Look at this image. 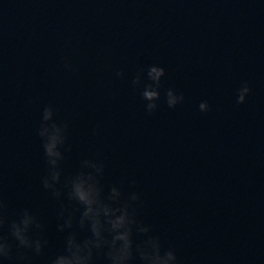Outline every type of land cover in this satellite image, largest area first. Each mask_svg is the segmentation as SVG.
<instances>
[{"label":"water","instance_id":"1","mask_svg":"<svg viewBox=\"0 0 264 264\" xmlns=\"http://www.w3.org/2000/svg\"><path fill=\"white\" fill-rule=\"evenodd\" d=\"M154 64L166 70L158 86L148 75ZM244 82L251 92L238 104ZM149 85L160 92L153 113L143 97ZM169 88L185 96L175 108ZM202 101L209 111H200ZM49 105L68 125L62 181L85 159L101 162L106 192L116 184L140 193L138 219L180 264H264L261 0H0L5 264H51L65 251L58 224L69 201L43 185L39 128ZM25 208L45 225L42 253L11 237Z\"/></svg>","mask_w":264,"mask_h":264},{"label":"clouds","instance_id":"2","mask_svg":"<svg viewBox=\"0 0 264 264\" xmlns=\"http://www.w3.org/2000/svg\"><path fill=\"white\" fill-rule=\"evenodd\" d=\"M261 2L264 3V0ZM66 66L72 67L67 62ZM165 74V68L158 64L152 65L148 73L157 86ZM117 75L123 77L124 73L121 71ZM134 83H139V77ZM250 92L249 84L244 82L238 89L237 103L244 104ZM143 97L147 101L145 107L148 113L159 108L160 92L157 88L149 85ZM184 100L183 93H178L175 88L168 89L166 102L170 108H175ZM209 107L207 101L199 104L201 112L209 111ZM55 115L53 106L45 107L39 128L48 165L43 185L57 199L63 198L66 192L69 205L62 202L59 215L63 222L58 224L60 232H67L65 251L55 256L51 264H97L99 257H103L106 264H180L176 250L171 247L164 249L160 236L154 234L152 226L138 219L139 206L143 203L140 193L133 191L125 195L122 187L116 184L106 192L102 183L103 163L85 159L78 172L62 181L61 161L65 157L61 148L66 141L68 125L57 123ZM3 207V201H0V209ZM4 224L5 219L0 216V226ZM77 226L91 235L81 239L75 230ZM44 229L40 218L28 208L10 224L11 237L19 247L37 254L42 253L47 244V240L39 235ZM34 231L37 232L36 237L33 236ZM6 259H12V248L8 238L0 235V264H5ZM18 259L23 260L24 257Z\"/></svg>","mask_w":264,"mask_h":264}]
</instances>
